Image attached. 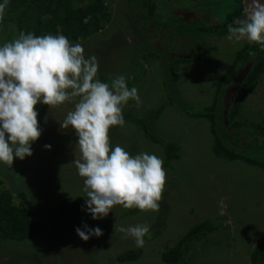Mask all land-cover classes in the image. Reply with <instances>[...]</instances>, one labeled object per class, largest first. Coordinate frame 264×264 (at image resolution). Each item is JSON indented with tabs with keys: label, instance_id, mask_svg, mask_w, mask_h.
<instances>
[{
	"label": "rangeland",
	"instance_id": "374dc122",
	"mask_svg": "<svg viewBox=\"0 0 264 264\" xmlns=\"http://www.w3.org/2000/svg\"><path fill=\"white\" fill-rule=\"evenodd\" d=\"M104 1L111 19L101 31L77 43L84 47L86 57L97 58L98 74L112 78L123 75L127 81L144 69L134 86L141 103L129 101L123 113L145 116L172 101L153 129L157 136L181 147L180 157L170 166L165 164L163 146L147 139L143 130L127 119L123 127L114 126L109 131L112 147L120 145L133 156L147 152L162 158L166 184L159 211L142 212L117 205L106 218L93 220L82 210L79 228L87 224L103 232L88 241L76 231L66 234L60 227L53 228L50 213L61 201L74 199L85 207L84 178L77 174L73 163L79 156L75 131L61 129L59 123L74 104L66 102L55 108L37 104L42 135L31 145L30 157L15 158L12 168L0 163V192L9 189L14 203L25 204L43 229L22 241L0 238V264H167L162 253L171 250L192 226L206 220L212 221L214 229L182 264H252L251 252L264 239V170L240 159L216 155L211 122L205 117L189 116L178 101L179 96L195 108L212 104L218 81L247 43L229 41L227 35L194 37L191 32L193 27L199 28L197 22L191 32L177 34L181 19L220 23L235 10L239 0ZM144 3L155 4L152 18H148L149 7ZM7 30L0 35V46L18 37L12 33L7 38ZM151 50L157 56L150 55ZM178 54L195 58L171 66L169 56ZM199 54L202 57L198 58ZM142 63L144 68L139 66ZM239 114L248 123L263 119L264 74L243 101ZM246 139L245 135L242 140ZM45 145H51L50 150ZM220 201L226 205L224 215H220ZM138 224L150 228L142 248L133 238L114 230V225L127 228ZM129 249L139 257L133 261L117 258Z\"/></svg>",
	"mask_w": 264,
	"mask_h": 264
},
{
	"label": "clouds",
	"instance_id": "9594fccd",
	"mask_svg": "<svg viewBox=\"0 0 264 264\" xmlns=\"http://www.w3.org/2000/svg\"><path fill=\"white\" fill-rule=\"evenodd\" d=\"M7 5L8 0L0 3V20ZM227 31V40L257 44L264 50V4L244 0L242 18L229 24ZM84 52L80 43H72L63 34L20 32L0 46V163L12 168L15 158L24 160L33 154L31 145L42 135L37 104L55 108L73 103L74 108L59 123L61 129L71 128L77 136L79 156L73 163L84 178L82 210L93 220L106 218L117 205L159 211L166 184L162 158L147 152L133 156L120 145L110 144V129L125 124L123 107L130 100L141 103L138 89L129 88L123 75L111 84L102 82L97 58L86 57ZM45 148L50 150L51 145ZM219 207L224 215L223 201ZM114 230L133 238L140 248L145 236H150L147 224L114 225ZM76 232L84 241L103 235L99 227L87 224Z\"/></svg>",
	"mask_w": 264,
	"mask_h": 264
},
{
	"label": "trees",
	"instance_id": "16d2710c",
	"mask_svg": "<svg viewBox=\"0 0 264 264\" xmlns=\"http://www.w3.org/2000/svg\"><path fill=\"white\" fill-rule=\"evenodd\" d=\"M3 2L4 0H0V3ZM144 5L149 7L148 18H152L155 4L144 3ZM243 9L242 0H239L235 10L230 12L224 21L212 25L203 24L198 19L182 21L177 34L191 32L192 25L197 22L199 28L193 27L191 32L194 37L196 35L199 38L228 35V25L243 16ZM111 16L104 0H90L87 3L82 0H8L4 18L0 20V35L7 29V38H11L12 33L19 35L20 32H32L37 36L63 34L72 43H77L80 39L101 31ZM146 17L143 18L148 21L149 19ZM250 52H255L258 58L250 56ZM154 54H156L154 51L150 53V55ZM170 57L171 66L189 63L195 58L183 57L180 54ZM197 57H202V55L199 54ZM250 59L253 63L251 70L241 83L229 112L225 114L223 95L226 84L231 82V77L238 74L239 68ZM139 66L144 68L145 64L142 63ZM142 71L126 81L129 88L136 85ZM168 74L169 77L172 76V73ZM263 74L264 50L257 44L246 43L237 51L227 72L218 81L212 104L195 108L179 96L178 101L182 110L189 116L205 117L211 122V132L214 137L213 151L216 155L228 160L240 159L264 170V117L261 121L248 123L238 116L243 101L258 85ZM98 78L109 84L114 79L105 74H98ZM170 102L172 101L164 102L145 116H136L131 111L123 113L125 119L143 130L147 139L163 146L167 166L180 157L181 147L175 141H168L157 136L153 129ZM245 135L248 136V139L242 140ZM19 196L26 198L24 193H20ZM50 215L54 219L53 228L60 227V231L66 234L75 232L84 217L81 204L74 199L61 201L54 213H50ZM213 225L211 220H206L192 226L171 250L162 253V259L168 264H182L187 258L190 259L193 248L197 243L207 238L211 230L214 229ZM42 229L43 225L32 215L25 204L14 203L13 195L9 189H3L0 192V238L2 240H26L40 233ZM138 257L139 253L129 249L120 253L117 258L133 261ZM251 260L252 264H264V239L256 243L251 252Z\"/></svg>",
	"mask_w": 264,
	"mask_h": 264
},
{
	"label": "water",
	"instance_id": "95a60500",
	"mask_svg": "<svg viewBox=\"0 0 264 264\" xmlns=\"http://www.w3.org/2000/svg\"><path fill=\"white\" fill-rule=\"evenodd\" d=\"M259 2L261 4H264V0H259ZM243 6H244V0H242ZM252 62H249L244 69L242 70L240 76L238 78H235L233 83L230 84L225 92H224V113L227 114L229 112L230 106L232 104V102L235 99V96L237 94V91L241 85V83L244 81V79L247 77V75L249 74L251 67H252Z\"/></svg>",
	"mask_w": 264,
	"mask_h": 264
},
{
	"label": "flooded vegetation",
	"instance_id": "af4514ba",
	"mask_svg": "<svg viewBox=\"0 0 264 264\" xmlns=\"http://www.w3.org/2000/svg\"><path fill=\"white\" fill-rule=\"evenodd\" d=\"M255 57H256V55H255ZM249 62H252V60L250 59V60H248L246 63H244L243 67H241V68L239 69L240 71H238V74H236V75H234V76L231 77V82H229V83L226 84L225 90H226V88H227L230 84L233 83V81H234L235 78H238V77L240 76L242 70L244 69V67H245ZM231 63H232V62H231ZM225 90H224V92H225ZM223 98H224V95H223Z\"/></svg>",
	"mask_w": 264,
	"mask_h": 264
},
{
	"label": "crops",
	"instance_id": "0c3cea01",
	"mask_svg": "<svg viewBox=\"0 0 264 264\" xmlns=\"http://www.w3.org/2000/svg\"><path fill=\"white\" fill-rule=\"evenodd\" d=\"M190 20H191V19H190ZM190 20H188V21H190ZM198 20H199V19H198ZM182 21H186V22H188L187 20H183V19H182ZM200 21H201V20H200ZM170 56H171V55H170ZM170 56H169V57H170ZM181 56L184 57V56H186V55L182 54Z\"/></svg>",
	"mask_w": 264,
	"mask_h": 264
}]
</instances>
